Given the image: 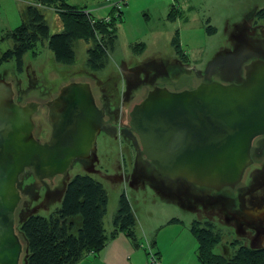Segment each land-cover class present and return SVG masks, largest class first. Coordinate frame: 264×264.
Masks as SVG:
<instances>
[{"label":"rangeland","instance_id":"rangeland-1","mask_svg":"<svg viewBox=\"0 0 264 264\" xmlns=\"http://www.w3.org/2000/svg\"><path fill=\"white\" fill-rule=\"evenodd\" d=\"M119 1L118 16L117 11L113 10L112 13L99 17L114 18L118 35L115 49L109 54L104 69L90 71L87 68L86 50L89 44L84 41L74 42L75 61L71 65L55 63L51 52L38 44L36 57L31 53L24 56L22 73L16 71L14 62L0 65V80L8 81L10 78L14 81L11 84L16 100L23 102L33 99L43 102L52 99L59 88L71 80H89L97 105L100 102V105L104 104L115 114H121L134 102H138L140 94L143 98L144 86L149 89L148 80L155 78L156 75L148 77L144 68L154 72L166 71L168 79H162L161 84L170 91H178L185 84L182 81H168L175 79L179 71L180 62L171 46V39L176 30L179 32L180 48L187 62L180 66L182 75L193 74L194 71L204 72L212 63H223L229 55L241 50L238 38L242 30L252 33L250 30L254 26L251 14L264 8V0H177L180 6L179 14L170 22L154 10L146 17L140 11L137 1L129 6V0H115ZM44 15L50 34L61 32L56 14L45 10ZM120 16L121 19H118ZM260 24L263 25L262 22ZM207 26L214 28L215 33H207ZM136 43L145 44L142 53L138 55H134L131 49V45ZM9 47V42H0V53ZM125 69L127 75L123 72ZM156 78L159 81L161 77ZM138 83L142 84V89H135V93L132 89L136 88ZM130 93L136 94V99L127 100ZM99 98L101 101H98ZM46 114L45 104H40L34 117L40 130L39 134L44 138L49 132ZM118 121L120 126L114 122L111 128L104 129L97 135L93 151L95 159L75 161L72 164L61 179V193L51 203L46 205L48 186L40 185L33 189L38 197L35 200L30 199V204L25 210L33 209L34 212L30 214L48 217L59 207L65 185L76 175H88L103 185L108 196L105 229L111 230V220L117 208L118 198L124 194L137 221L136 231L140 246L146 250L147 240L155 242L151 250L153 253L157 252L159 264H199L196 258L197 242L190 232L193 221L209 222L220 232L221 241L213 248L215 254L231 256L234 252L231 244L234 241H240L250 248L264 247V232L256 235L247 225H238L237 220L229 216L225 208L219 207L205 196L202 197L200 192H197L199 196H183L178 189L164 187L165 180L156 176L152 168L142 161L135 164V153L139 148L137 146L136 150L135 147L133 149L123 134V127L128 126L126 113H123ZM189 189L199 191L192 187ZM255 195L264 196V187ZM20 223L15 226L16 229Z\"/></svg>","mask_w":264,"mask_h":264},{"label":"water","instance_id":"water-1","mask_svg":"<svg viewBox=\"0 0 264 264\" xmlns=\"http://www.w3.org/2000/svg\"><path fill=\"white\" fill-rule=\"evenodd\" d=\"M236 54L223 61V82L181 91L144 86L127 124L156 176L214 191L242 181L252 165V142L264 135V59L246 64L243 76L228 77L236 72ZM13 82L0 80V264L25 263L26 245L15 226L34 212L25 210L38 197L33 189L48 186L51 203L72 164L95 159L96 137L106 123L89 80H71L52 99L25 104L14 101ZM39 104L47 109L46 142L34 137Z\"/></svg>","mask_w":264,"mask_h":264},{"label":"trees","instance_id":"trees-1","mask_svg":"<svg viewBox=\"0 0 264 264\" xmlns=\"http://www.w3.org/2000/svg\"><path fill=\"white\" fill-rule=\"evenodd\" d=\"M45 10L56 14L61 32L50 34ZM177 14L179 11L172 9L168 19L174 21ZM19 15L17 27L0 32V42L10 43V47L0 53V65L14 62L16 71L22 73L24 56L31 53L36 57L38 44L51 52L55 63L71 65L75 61L74 42L84 41L89 44L87 68L100 71L106 66L116 40L114 18L106 25L86 9L70 6L66 0H28L19 9ZM256 18L264 22V8L256 12ZM206 32L213 34L215 29L207 26ZM171 46L177 58L186 62L177 30ZM107 207L108 196L99 181L88 175L74 176L64 187L59 207L48 217L30 214L15 228L26 245L24 264H77L89 254H99L119 233H124L138 247L137 221L126 196L121 194L118 198L110 231L104 227ZM190 232L197 242L199 264H264V247L250 248L240 241L231 244L234 252L229 257L213 253L221 234L209 222L193 221Z\"/></svg>","mask_w":264,"mask_h":264},{"label":"flooded vegetation","instance_id":"flooded-vegetation-1","mask_svg":"<svg viewBox=\"0 0 264 264\" xmlns=\"http://www.w3.org/2000/svg\"><path fill=\"white\" fill-rule=\"evenodd\" d=\"M256 12L257 11L251 14L253 18V26H254L253 29L250 30L252 33L246 30H242L241 35L238 38L240 40L239 48H241V50L238 48L240 51L237 50V52L239 51L240 54L238 55V58L235 59L237 60L236 62L237 64H233V65L231 64V66H234L235 68L237 67L236 72L229 73L228 77L231 76H233V78L241 77L244 75V70H243L244 66L248 64L251 60L256 58L264 59V22L256 18ZM260 22H262L263 25H261ZM249 48L250 50H248ZM226 59L227 58H225L223 61H225ZM179 62L181 64L179 63V71H177L175 79L168 80L172 83H175L177 81H182L185 83L183 87L178 89V91L185 89H192L196 87L199 83L206 82L207 80L223 82L224 78L227 77L224 76V71H225L223 67L224 62L221 63V61L212 63L204 70V72L194 71L193 74H189V75H182V67H180L182 65H185L187 62L184 63L180 60ZM144 72L147 74L148 77L156 75L155 78L148 80L147 83L149 88L156 84L162 85L161 84L163 83L162 79L165 80L168 77L166 71L163 70L154 72L152 69L144 68ZM125 75H127V73H125ZM156 77H161L159 80L160 82L157 80L158 78ZM135 89H138V91H140L142 89V84L138 83L136 85V88L133 87L132 90ZM136 92L137 91L135 90V93ZM141 95L142 94L138 96L137 101L142 99ZM136 97H137L136 94L133 95L130 93V95L127 97V100H134L136 99ZM13 99L15 102H19L16 100L15 96H13ZM98 101H101L100 98ZM26 102L27 101H23L19 103L25 104ZM134 104L135 102L130 106V108L127 111L125 110L121 114L120 113L115 114L113 111L106 108L104 104L100 105L99 102L98 107L103 108L105 110L106 123L104 125V129L108 130L109 128H111V125L114 122L118 124L119 117H121L123 113H126L127 120H129L128 114L131 107ZM36 114L33 116V121ZM34 124H35L34 137L40 142H46L50 136V127L48 126L49 132L47 133L46 138H44L40 136L39 134L40 130L37 124L35 123V121ZM118 126H120V124H118ZM123 134L126 136L127 140L131 143L133 149L135 147L136 150V147L138 146L137 140L135 136L128 130V126L127 128L125 126L123 127ZM135 157H137V161L135 164H137V162L139 161H142L143 164L145 165L147 164V162H145L144 158L139 154V152L135 153ZM251 158H252L251 167L246 170L242 181L233 189L224 188L220 191H214L210 189L190 186L188 184H182L176 181H169L165 179L163 180H165L166 184H168L171 188L178 189V191L182 193L183 196L185 194H190V195L192 194L199 196V193L197 192L202 193V197L205 196L206 199L215 202L219 207L225 208L226 213L229 216H232L234 219H236L238 225L240 226L242 224L247 225L249 228L253 230V233L257 235L261 232H264V196L255 195L256 192L261 191V189L264 187V135L254 139V141L252 142ZM191 187L193 189H198L199 191L196 190L192 191L189 189Z\"/></svg>","mask_w":264,"mask_h":264},{"label":"crops","instance_id":"crops-1","mask_svg":"<svg viewBox=\"0 0 264 264\" xmlns=\"http://www.w3.org/2000/svg\"><path fill=\"white\" fill-rule=\"evenodd\" d=\"M134 1H137L140 5V11L144 13L146 17H149L148 13L154 10L166 21H170L168 15L172 9L180 10L177 0H129L128 6L132 2L134 3ZM66 2L70 6L86 9L95 19H99V17H101L100 15L110 14L113 11V9L102 0H66ZM27 3L28 0H0V32L17 27L20 23L19 9ZM129 8L130 7H128L127 10H129ZM122 15L121 13V16ZM121 16L118 17V19H121ZM115 34L116 40L113 51L118 41L117 29ZM144 48V43L131 45L134 55L141 54ZM123 72L125 73L126 69ZM140 243L141 242H139L138 247H135L124 233H119L99 254H89L77 264H148L146 250L143 246H140ZM147 243L153 247L155 242L153 243V241L147 240ZM155 253L157 254V252ZM157 258L159 259V257Z\"/></svg>","mask_w":264,"mask_h":264},{"label":"built area","instance_id":"built-area-1","mask_svg":"<svg viewBox=\"0 0 264 264\" xmlns=\"http://www.w3.org/2000/svg\"><path fill=\"white\" fill-rule=\"evenodd\" d=\"M104 3L110 5L114 11H117V16L120 14L119 9H120V2H115V0H102ZM101 22L109 25L112 22V17L106 16L105 18L101 19ZM91 23H94L92 21ZM111 29V27H109ZM146 257H147V263L148 264H159L158 258L155 253L152 252L150 244H147L146 246Z\"/></svg>","mask_w":264,"mask_h":264}]
</instances>
